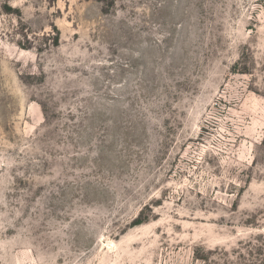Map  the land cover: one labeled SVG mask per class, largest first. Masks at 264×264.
Returning a JSON list of instances; mask_svg holds the SVG:
<instances>
[{
    "label": "rangeland",
    "instance_id": "1",
    "mask_svg": "<svg viewBox=\"0 0 264 264\" xmlns=\"http://www.w3.org/2000/svg\"><path fill=\"white\" fill-rule=\"evenodd\" d=\"M0 0V264H264V0Z\"/></svg>",
    "mask_w": 264,
    "mask_h": 264
},
{
    "label": "trees",
    "instance_id": "2",
    "mask_svg": "<svg viewBox=\"0 0 264 264\" xmlns=\"http://www.w3.org/2000/svg\"><path fill=\"white\" fill-rule=\"evenodd\" d=\"M101 1H102V0H101ZM112 1H113V0H112ZM112 1H111V2H112Z\"/></svg>",
    "mask_w": 264,
    "mask_h": 264
}]
</instances>
